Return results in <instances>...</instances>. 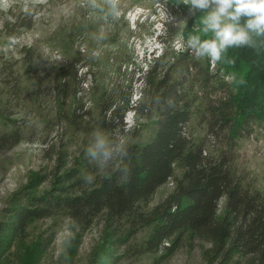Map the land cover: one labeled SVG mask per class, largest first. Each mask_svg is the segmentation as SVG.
Instances as JSON below:
<instances>
[{
    "label": "trees",
    "instance_id": "trees-1",
    "mask_svg": "<svg viewBox=\"0 0 264 264\" xmlns=\"http://www.w3.org/2000/svg\"><path fill=\"white\" fill-rule=\"evenodd\" d=\"M162 25L158 38L165 51L140 76L136 100L132 85L129 91L97 87L96 108L87 105L83 92L90 71H81L80 51L47 75L32 67L31 47L21 66V60L3 63L0 118L5 128L0 130V149L34 140L26 131L46 90L55 96L58 124L66 125L73 136L81 135L71 153L64 142L46 144L45 156L54 165L31 174L11 195L3 229L25 235L31 222L57 216L87 228L103 215L113 245L124 248L125 255L162 251L153 264L170 258L186 237L204 243L206 264H264V184L237 163L243 140L264 138V38L255 48L228 49L211 67L210 60L197 61L185 48L167 58L166 49L181 26L170 20ZM187 27L186 36L194 30L191 24ZM131 111L153 119L154 133L145 142L129 140L130 159L113 161L105 177L84 155L90 135L96 129L124 134ZM20 112L23 116L17 117ZM194 124L204 134L197 135ZM126 164L131 169L128 182L119 171ZM82 173L95 175L94 184L86 185ZM169 181L172 189L146 209ZM44 184L49 186L42 189ZM146 228L148 236L132 245L131 239ZM54 236L50 231L41 237L39 249H48ZM97 263L101 260L95 258Z\"/></svg>",
    "mask_w": 264,
    "mask_h": 264
},
{
    "label": "rangeland",
    "instance_id": "rangeland-1",
    "mask_svg": "<svg viewBox=\"0 0 264 264\" xmlns=\"http://www.w3.org/2000/svg\"><path fill=\"white\" fill-rule=\"evenodd\" d=\"M200 15L202 13L197 12L189 16L183 0H121L120 16L104 22L99 19L101 13L92 9L87 0H0V68L3 63L11 64L15 60H21L18 63L21 66L24 53L31 47L35 51L32 67L44 75L53 74L56 66L80 51L84 56L81 71H90L83 92L87 105L96 108L97 87L132 85V97L136 100L140 76L151 67L154 58L165 51V45L158 38L163 30L162 23L170 20L181 26V31L166 49L167 58H170L184 49L187 26L198 25ZM185 19L186 25L182 22ZM101 29L104 38L98 40L96 37ZM54 97L46 90L40 98L41 106L32 114L26 134L34 140L25 139L10 148L0 149V264H93L95 258L101 260L97 264H153L162 251L125 255L124 248L113 245L114 237L103 215L87 228L69 217L57 216L31 222L25 235L4 231L3 211L11 195L28 182L31 174L46 172L54 165L45 156L46 144L64 142L71 153L80 142L81 135L73 136L66 125L58 124L54 117ZM16 115L21 117L23 113ZM125 121L126 134L117 132L116 137L138 142L152 137L153 119L131 111ZM4 128L0 118V130ZM194 129L197 135L204 134L196 124ZM237 163L260 185L264 184V138L243 140ZM48 186L44 184L41 188ZM172 187L169 181L158 188L146 209L158 203ZM224 201L223 198L221 206ZM68 230L74 237L70 244L64 242ZM50 231L55 234L54 240L48 249L41 251L38 241ZM149 232V228L142 230L137 238L131 239L132 245L144 240ZM203 244L198 239L186 237L162 264H206L202 258ZM110 254L113 261L108 259Z\"/></svg>",
    "mask_w": 264,
    "mask_h": 264
},
{
    "label": "clouds",
    "instance_id": "clouds-1",
    "mask_svg": "<svg viewBox=\"0 0 264 264\" xmlns=\"http://www.w3.org/2000/svg\"><path fill=\"white\" fill-rule=\"evenodd\" d=\"M87 3L101 13L99 19L104 22L115 20L121 14V0H87ZM183 4L188 7L189 16L202 13L198 25L183 42V47L197 61L220 62L228 49L255 48L257 40L264 38V0H183ZM182 22L187 24L186 19ZM96 38H104L102 29ZM168 103L171 106V102ZM129 147V140L96 129L90 135L84 155L107 177L106 170L113 161L130 159ZM119 171L124 174L125 182L130 181L131 169L127 164ZM81 178L86 185H93L96 180L91 173H82ZM73 238L68 230L64 242L70 244Z\"/></svg>",
    "mask_w": 264,
    "mask_h": 264
},
{
    "label": "built area",
    "instance_id": "built-area-1",
    "mask_svg": "<svg viewBox=\"0 0 264 264\" xmlns=\"http://www.w3.org/2000/svg\"><path fill=\"white\" fill-rule=\"evenodd\" d=\"M211 67H214V63L213 62L211 63Z\"/></svg>",
    "mask_w": 264,
    "mask_h": 264
}]
</instances>
